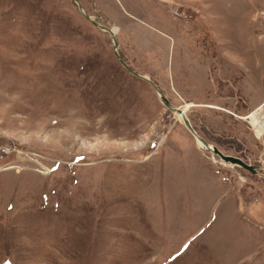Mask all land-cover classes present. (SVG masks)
Wrapping results in <instances>:
<instances>
[{
    "label": "rangeland",
    "instance_id": "374dc122",
    "mask_svg": "<svg viewBox=\"0 0 264 264\" xmlns=\"http://www.w3.org/2000/svg\"><path fill=\"white\" fill-rule=\"evenodd\" d=\"M77 2L0 0V264H264V0Z\"/></svg>",
    "mask_w": 264,
    "mask_h": 264
},
{
    "label": "water",
    "instance_id": "95a60500",
    "mask_svg": "<svg viewBox=\"0 0 264 264\" xmlns=\"http://www.w3.org/2000/svg\"><path fill=\"white\" fill-rule=\"evenodd\" d=\"M74 2V5L76 6V8L80 11V13L84 14L86 17H88L89 19H92V16L91 15H88L84 12V10L81 8V6L79 5V3L77 2V0H73ZM95 25L97 27H99L102 31H105L107 34H109L111 36V39H112V42H113V46H114V49L116 50V54L117 56L119 57V53H118V43L117 41L115 40V36H114V32L112 29L108 28L107 25H104L102 23H97V22H94ZM131 73H133L135 76L137 77H140V78H143V79H146V80H149L147 77H145L144 75L142 74H139L133 70H130ZM158 94H159V98L162 102L166 103V105L174 112H177V114L180 115V117L183 119L185 125L187 126V128L189 129V131L194 135L195 137V140L197 142V145L203 149V150H206V151H209L210 153H213V154H216L218 155L221 160L223 161V163H232L234 165H240L241 167L243 168H246L248 169L249 171H255V167L252 166V165H248L246 164L243 160H241L239 157H234V156H231V155H227V154H224L222 153L221 151L218 150V148L216 146H213V145H210L209 143H207L205 140H203L201 138V136L197 133V131L192 127L189 119L187 118L186 116V113L183 109L181 108H178V107H172L171 105L168 104L167 100L165 99V97L162 95L161 92L158 91Z\"/></svg>",
    "mask_w": 264,
    "mask_h": 264
},
{
    "label": "bare ground",
    "instance_id": "6f19581e",
    "mask_svg": "<svg viewBox=\"0 0 264 264\" xmlns=\"http://www.w3.org/2000/svg\"><path fill=\"white\" fill-rule=\"evenodd\" d=\"M100 24V23H99ZM105 32V31H104ZM113 32L115 33L116 32V30L115 29H113ZM179 115V114H178ZM180 116V115H179ZM251 118H254V116H251ZM253 121V120H252Z\"/></svg>",
    "mask_w": 264,
    "mask_h": 264
},
{
    "label": "flooded vegetation",
    "instance_id": "af4514ba",
    "mask_svg": "<svg viewBox=\"0 0 264 264\" xmlns=\"http://www.w3.org/2000/svg\"><path fill=\"white\" fill-rule=\"evenodd\" d=\"M102 16V15H101ZM102 19V18H101ZM96 22V21H95ZM97 23H99L98 21H97Z\"/></svg>",
    "mask_w": 264,
    "mask_h": 264
},
{
    "label": "snow or ice",
    "instance_id": "6c2138e0",
    "mask_svg": "<svg viewBox=\"0 0 264 264\" xmlns=\"http://www.w3.org/2000/svg\"><path fill=\"white\" fill-rule=\"evenodd\" d=\"M185 247H187V245H185Z\"/></svg>",
    "mask_w": 264,
    "mask_h": 264
}]
</instances>
